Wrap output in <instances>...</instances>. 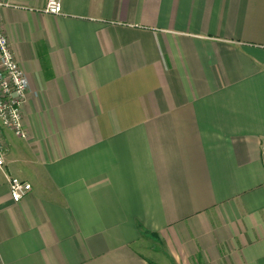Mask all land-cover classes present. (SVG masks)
Here are the masks:
<instances>
[{"label": "crops", "instance_id": "crops-1", "mask_svg": "<svg viewBox=\"0 0 264 264\" xmlns=\"http://www.w3.org/2000/svg\"><path fill=\"white\" fill-rule=\"evenodd\" d=\"M61 1L0 0V264H264V0Z\"/></svg>", "mask_w": 264, "mask_h": 264}, {"label": "built area", "instance_id": "built-area-1", "mask_svg": "<svg viewBox=\"0 0 264 264\" xmlns=\"http://www.w3.org/2000/svg\"><path fill=\"white\" fill-rule=\"evenodd\" d=\"M8 6L0 2V9ZM45 11L51 15L62 13L61 0H48ZM30 93V83L15 59L9 41L0 23V122L16 135L23 136L21 107ZM5 144L0 135V168L4 162ZM8 184L13 201L21 202L32 192V185L24 180L9 177Z\"/></svg>", "mask_w": 264, "mask_h": 264}]
</instances>
